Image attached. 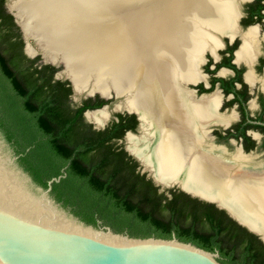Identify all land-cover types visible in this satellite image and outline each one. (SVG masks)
I'll list each match as a JSON object with an SVG mask.
<instances>
[{
  "label": "bare ground",
  "instance_id": "6f19581e",
  "mask_svg": "<svg viewBox=\"0 0 264 264\" xmlns=\"http://www.w3.org/2000/svg\"><path fill=\"white\" fill-rule=\"evenodd\" d=\"M36 5H40L42 13L49 11L52 18H23L30 6L16 1L12 4L25 32L39 39L48 58L63 60L77 92L88 89L106 94L113 89L124 96L117 107L135 110L142 121V135L129 134L128 148L155 178L179 182L194 193L209 197L212 194L264 238L263 174L261 178L259 173L261 188L257 184L254 190L247 181L225 178V165L197 153L182 126L196 109L179 88L178 79L192 76L187 62L198 29L205 30L204 24L207 29L205 22L213 13L228 14L225 10L230 9V2L40 0ZM88 116L101 123L108 112L98 109Z\"/></svg>",
  "mask_w": 264,
  "mask_h": 264
},
{
  "label": "trees",
  "instance_id": "16d2710c",
  "mask_svg": "<svg viewBox=\"0 0 264 264\" xmlns=\"http://www.w3.org/2000/svg\"><path fill=\"white\" fill-rule=\"evenodd\" d=\"M5 2L0 0V128L16 153L30 146L19 162L33 180L46 187L62 175L51 194L88 224L100 221L133 237L174 235L217 251L222 264H264V243L255 233L182 191L158 192L145 174L135 172L137 162L111 146L128 128L123 116L103 130L82 121V111L97 106L90 99L72 103L68 81L54 79L59 68L24 52Z\"/></svg>",
  "mask_w": 264,
  "mask_h": 264
},
{
  "label": "flooded vegetation",
  "instance_id": "af4514ba",
  "mask_svg": "<svg viewBox=\"0 0 264 264\" xmlns=\"http://www.w3.org/2000/svg\"><path fill=\"white\" fill-rule=\"evenodd\" d=\"M233 1L234 9L230 7L229 10H225L229 11L227 17L220 11L217 14L213 13L209 22H205L207 29L205 24L203 26L205 30L198 29L193 53L187 62L192 76L185 80L178 79L179 88L183 93H187L196 109L192 117L182 122V126L186 129L188 140L196 148L197 153L226 166L223 171L225 178L247 181L254 190L257 186L261 188L259 183L264 176V171L262 172L264 169V0ZM55 66L59 69L54 73V79L68 81L71 88V94L68 96L72 103L80 105L82 100L90 99L88 104L97 106L82 111V121L91 124L92 129L103 130L112 120H118L119 116L125 118L124 126L127 125L128 128L111 146L115 151H121L123 148L137 162L135 172L145 174V177L158 187V192L168 189L182 191L196 198L201 205L208 204L231 217L227 206L208 192L210 197L194 193L183 188L179 182H169L168 186L160 190V185L155 183L151 169L147 167L142 171L140 160L125 148L124 141L129 143L127 132L134 137L142 135L139 113L123 107L122 111L108 112V117L103 122H96L88 116V113L102 108L107 109L114 96L106 98L99 91L87 94V89L82 91L84 95L79 101L73 100L72 94L76 89L71 78L58 77L57 73L61 68ZM101 99L106 100V103L98 105ZM105 105L107 107H104ZM0 132L20 164L19 158L25 155V151H28L30 146L26 147L24 152L16 153L14 144L1 128ZM236 154L242 155V159L237 158ZM67 165L64 162L60 170L64 171ZM252 172L255 173L254 177L251 175ZM259 173L260 176L263 174L261 178ZM256 174L258 178H255Z\"/></svg>",
  "mask_w": 264,
  "mask_h": 264
},
{
  "label": "water",
  "instance_id": "95a60500",
  "mask_svg": "<svg viewBox=\"0 0 264 264\" xmlns=\"http://www.w3.org/2000/svg\"><path fill=\"white\" fill-rule=\"evenodd\" d=\"M15 1L30 6L23 18L52 17L49 11L42 13L40 5H36L40 0L5 2L7 11L20 29L27 54L31 52L30 40L38 45L41 42L23 29L21 17L12 7ZM229 1L234 9V1ZM67 15L64 10L63 17ZM42 62L48 61L42 59ZM55 62L65 66L60 57L50 59V63ZM96 91L88 90L87 94ZM103 95L106 98L124 97L113 89ZM126 135L128 137L129 132ZM125 148L131 153L128 145ZM136 157L143 166L142 171H145L148 166ZM61 176L48 180L46 187L36 183L18 163L17 156L0 132V264H222L217 259V251L211 252L191 242L180 241L174 235L169 239L133 237L125 232H115L100 221L97 225L84 222L51 194L53 181H59ZM154 180L160 185V190L169 185V182ZM230 215L264 243L259 231L234 214Z\"/></svg>",
  "mask_w": 264,
  "mask_h": 264
},
{
  "label": "rangeland",
  "instance_id": "374dc122",
  "mask_svg": "<svg viewBox=\"0 0 264 264\" xmlns=\"http://www.w3.org/2000/svg\"><path fill=\"white\" fill-rule=\"evenodd\" d=\"M10 2H11V0H6L7 4H9ZM29 48H30L31 52H28L27 53L28 55L33 56V55L39 54L40 57L44 61L50 62V58H47V56L45 54H43V50H42L41 46L38 45L35 41L30 40ZM53 64H55L57 66H60V68H61L59 70V72L57 73L58 77L68 78L69 79V75L65 71V66L61 62H55ZM83 95H84V93L82 91L81 92L74 91L73 94H72V98L75 101H79L83 97ZM123 99H124V97H113V98H111L112 101L108 104V108L107 109L106 108H102V109H106L107 112H109V113H113L114 110L122 111V110H124V108H123L124 106L123 105L118 107L117 109L115 107L118 106L119 104H121L124 101ZM124 144L127 146L129 143H127V141L125 140Z\"/></svg>",
  "mask_w": 264,
  "mask_h": 264
}]
</instances>
